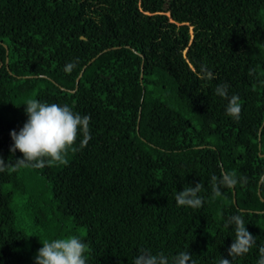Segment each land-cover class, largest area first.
Masks as SVG:
<instances>
[{"label": "trees", "instance_id": "trees-1", "mask_svg": "<svg viewBox=\"0 0 264 264\" xmlns=\"http://www.w3.org/2000/svg\"><path fill=\"white\" fill-rule=\"evenodd\" d=\"M219 84L239 97V120ZM28 99L90 116L91 139L80 148L78 136L66 165H17L9 152ZM0 157V264H34L45 240L68 235L88 245L86 264H132L141 250L257 264L264 0H0ZM223 172L238 183L213 198ZM196 183L202 207L178 206ZM233 215L255 236L238 257L227 256Z\"/></svg>", "mask_w": 264, "mask_h": 264}, {"label": "clouds", "instance_id": "clouds-1", "mask_svg": "<svg viewBox=\"0 0 264 264\" xmlns=\"http://www.w3.org/2000/svg\"><path fill=\"white\" fill-rule=\"evenodd\" d=\"M75 67L68 63L64 67L65 72H71ZM204 78H214V74L207 68L201 69ZM228 86L219 84L215 92L221 98L227 100L226 114L235 120H239L241 104L237 95L228 96ZM24 111L27 120L19 131L11 130L9 135L12 144L9 147L10 153L19 151L22 158H17V165H30L40 169L46 166L66 165L69 150L72 152L78 149L74 147L78 136H81L80 148L87 146L91 139L90 116L74 112L68 105L48 104L37 99H28ZM5 160L0 157V172L5 171ZM12 170H15L14 168ZM241 183H246V178H240ZM238 183L235 173L223 172L220 177H212L213 198L221 195V186L232 188ZM202 185L184 187L176 193L174 199L178 206H187L198 209L203 205V198L198 194ZM234 225L235 239L227 249L228 257H238L250 251L255 244L253 236L245 227L242 215H233L228 218L225 227ZM88 245L75 235H68L51 240H45L42 247L37 250L34 257V264H86L85 253ZM260 258L257 264H264V246L259 248ZM191 253L184 251L171 257L163 253L153 254L147 250L133 258L132 264H189ZM191 264H195L194 261ZM219 264H231L230 259L221 257Z\"/></svg>", "mask_w": 264, "mask_h": 264}, {"label": "water", "instance_id": "water-1", "mask_svg": "<svg viewBox=\"0 0 264 264\" xmlns=\"http://www.w3.org/2000/svg\"><path fill=\"white\" fill-rule=\"evenodd\" d=\"M82 72V71H81ZM81 72L78 74V76L76 77V81H78V79H79V77H80V75H81ZM263 177V175L261 176V178ZM260 178V179H261Z\"/></svg>", "mask_w": 264, "mask_h": 264}]
</instances>
